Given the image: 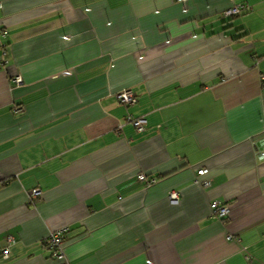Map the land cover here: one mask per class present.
Returning a JSON list of instances; mask_svg holds the SVG:
<instances>
[{
	"label": "crops",
	"instance_id": "0c3cea01",
	"mask_svg": "<svg viewBox=\"0 0 264 264\" xmlns=\"http://www.w3.org/2000/svg\"><path fill=\"white\" fill-rule=\"evenodd\" d=\"M0 2V264H264V0Z\"/></svg>",
	"mask_w": 264,
	"mask_h": 264
},
{
	"label": "built area",
	"instance_id": "2783aa9c",
	"mask_svg": "<svg viewBox=\"0 0 264 264\" xmlns=\"http://www.w3.org/2000/svg\"><path fill=\"white\" fill-rule=\"evenodd\" d=\"M0 7H1V2H0ZM249 8V6L245 3H236L233 4L232 6L226 8L223 11V15L224 16H234V15H238L244 11H247ZM6 35V31L2 28L1 24H0V36H5ZM2 52H1V56H6L7 55V50L4 47V45H2ZM264 79V76H263ZM21 78L19 76L15 77L13 79L14 82H20ZM115 97L116 99L123 104H127V105H132L136 102V96L135 94L127 88L121 89L119 91H117L115 93ZM18 108H16L17 110ZM130 120V118H129ZM130 122L132 123V125L134 126V128L137 131H143L145 129V125H146V119L144 117L141 118H134L130 120ZM261 156H264V152L260 153ZM207 172V168L205 167H201L197 169V177L195 179V182L207 186L209 184L208 180H203L200 178L201 175L206 174ZM139 179L145 180V174H139L138 176ZM154 181V180H152ZM151 181L148 180V183H150ZM41 195V190L40 188H33L30 192V196L32 198H37ZM170 197V202L172 203H177L178 202V194L176 191H172L169 194ZM210 207L212 209V212L214 214V216H216L217 218H224L225 216L228 215L229 213V208L227 205L222 204L220 201L218 200H212L210 202ZM62 232L63 229H59V230H54L52 232H50V234L46 237L45 239V244L47 246V248H49L52 253L53 256H55L59 261L60 264H68L67 259L65 257V254L63 253V239H62ZM229 238L231 236H228ZM13 242L12 238H9V244ZM9 252V246L5 247L4 249H2L1 254L3 257H6L7 254Z\"/></svg>",
	"mask_w": 264,
	"mask_h": 264
}]
</instances>
